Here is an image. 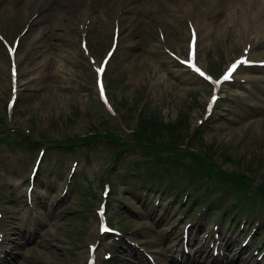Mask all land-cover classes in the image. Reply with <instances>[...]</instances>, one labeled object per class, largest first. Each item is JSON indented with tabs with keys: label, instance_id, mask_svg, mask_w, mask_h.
Wrapping results in <instances>:
<instances>
[{
	"label": "rangeland",
	"instance_id": "1",
	"mask_svg": "<svg viewBox=\"0 0 264 264\" xmlns=\"http://www.w3.org/2000/svg\"><path fill=\"white\" fill-rule=\"evenodd\" d=\"M32 2L26 15L0 19L7 264H88L93 246L96 264H264V67L240 70L207 117L211 87L181 64L196 20L179 0L172 7L164 0ZM227 20L198 30V61L215 77L245 49ZM257 42L248 58L264 62V41ZM114 45L104 77L117 111L110 116L97 66ZM13 85L18 98L9 111ZM102 204L117 231L110 240L99 235ZM219 246L224 257L213 254Z\"/></svg>",
	"mask_w": 264,
	"mask_h": 264
},
{
	"label": "bare ground",
	"instance_id": "2",
	"mask_svg": "<svg viewBox=\"0 0 264 264\" xmlns=\"http://www.w3.org/2000/svg\"><path fill=\"white\" fill-rule=\"evenodd\" d=\"M32 1L36 0H8L7 4H4L3 7L0 8V19L8 18L10 15L14 16L19 14V16L26 15L29 13L30 9L33 7L34 3ZM168 7H172L171 0H164ZM181 3V7L179 10L186 12L187 15L191 14L193 18L196 20V24H194L195 31H198L200 27L207 26V23L212 21H216L217 19L223 17L228 20L225 21L227 23L226 29L230 31H236L240 34V41L246 44L245 51L241 54L242 57L247 56L249 53V48L247 46V42H251L252 48L258 46L257 39L260 37L264 41V0H179ZM3 0H0V6L3 4ZM171 4V5H170ZM175 5L173 4V8ZM175 12L177 9L175 8ZM222 12V15H221ZM175 13V14H177ZM185 14V13H183ZM86 16V15H85ZM166 17H168L165 14ZM59 17H62L59 15ZM164 17V18H166ZM162 19V21L164 20ZM85 17L80 16V20L83 24ZM36 22H32L35 26L40 23V20H35ZM210 21V22H208ZM253 30V36L251 40H245L242 35L243 31ZM37 37V36H36ZM253 52V51H252ZM19 58L16 57L15 64H18ZM241 67H237L236 70ZM20 73L18 72V77ZM245 80L250 82L255 77L253 76H245ZM196 123V122H195ZM31 233V232H30ZM32 234L29 236L31 238ZM186 244H189V241L186 240ZM181 247L185 246L181 244ZM206 252L207 250L204 249ZM225 249L220 251V254H224ZM10 254L8 252H4L0 254V264H7L8 258Z\"/></svg>",
	"mask_w": 264,
	"mask_h": 264
},
{
	"label": "snow or ice",
	"instance_id": "3",
	"mask_svg": "<svg viewBox=\"0 0 264 264\" xmlns=\"http://www.w3.org/2000/svg\"><path fill=\"white\" fill-rule=\"evenodd\" d=\"M247 63H248L247 60H241V61L237 62V64L232 65V67H231V69L229 70V72L224 76V80H229V79H231L233 72L236 70V68L239 66V64H247ZM192 67L195 68V70H196L197 72H199L201 76L204 75V73L201 72L199 68H196L195 65H192ZM99 71H100V72H103V68H100ZM100 88H101V94L103 95V91H104V89H103V85H102V84L100 85ZM104 230L107 231V229H104Z\"/></svg>",
	"mask_w": 264,
	"mask_h": 264
}]
</instances>
